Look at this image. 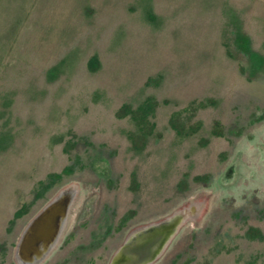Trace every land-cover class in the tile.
Segmentation results:
<instances>
[{
  "label": "rangeland",
  "instance_id": "rangeland-1",
  "mask_svg": "<svg viewBox=\"0 0 264 264\" xmlns=\"http://www.w3.org/2000/svg\"><path fill=\"white\" fill-rule=\"evenodd\" d=\"M73 192L37 264H264V0H0V264Z\"/></svg>",
  "mask_w": 264,
  "mask_h": 264
},
{
  "label": "water",
  "instance_id": "water-1",
  "mask_svg": "<svg viewBox=\"0 0 264 264\" xmlns=\"http://www.w3.org/2000/svg\"><path fill=\"white\" fill-rule=\"evenodd\" d=\"M73 193H64L50 203L29 225L20 242L21 264H37L57 244L63 226L69 216L74 199ZM52 219V226L45 235H38L44 220ZM179 218L164 224H153L133 235L126 247L119 253L114 264H149L162 253L178 229Z\"/></svg>",
  "mask_w": 264,
  "mask_h": 264
},
{
  "label": "bare ground",
  "instance_id": "bare-ground-1",
  "mask_svg": "<svg viewBox=\"0 0 264 264\" xmlns=\"http://www.w3.org/2000/svg\"><path fill=\"white\" fill-rule=\"evenodd\" d=\"M51 221H52V219L48 220V218L46 220H44L43 225L39 228L38 235L47 234V231H49L50 227L52 226V222Z\"/></svg>",
  "mask_w": 264,
  "mask_h": 264
}]
</instances>
